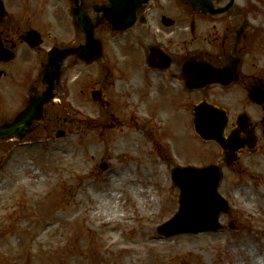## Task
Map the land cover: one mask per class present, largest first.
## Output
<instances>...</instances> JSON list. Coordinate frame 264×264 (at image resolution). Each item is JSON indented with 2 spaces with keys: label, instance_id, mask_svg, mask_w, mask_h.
I'll use <instances>...</instances> for the list:
<instances>
[{
  "label": "rangeland",
  "instance_id": "1",
  "mask_svg": "<svg viewBox=\"0 0 264 264\" xmlns=\"http://www.w3.org/2000/svg\"><path fill=\"white\" fill-rule=\"evenodd\" d=\"M47 1L63 5V0H7L14 11L38 10ZM219 1L228 8L221 18L247 22L245 78L264 84V21H259L264 0ZM164 4L170 5L166 9L173 20L179 17L176 8L182 0ZM63 19L69 22L67 14ZM150 31L162 34L156 27ZM112 33L101 30L98 35L104 49L100 61L73 67L65 77L66 96L53 108L55 123L46 127L51 126L50 133L40 131L37 140L23 144L0 142V264H257L260 257L264 264L263 106L246 98L244 86L227 90L214 85L189 94L183 107L177 88L158 83L149 70L148 48L136 41V34ZM188 46L190 51L214 47L210 41ZM118 80H124L122 87H115ZM95 89L111 105L88 99L87 92ZM205 100L228 105L233 114L246 111L257 126L259 149L244 150L236 165L227 166L220 147L196 133L193 104ZM130 114L129 123L125 116ZM60 131L65 132L61 138ZM129 143L131 148L124 147ZM213 162L222 173L218 192L229 206L220 215L222 229L160 235L158 228L180 208L172 169ZM22 168L45 178L38 195L31 193ZM108 192L114 199L108 217H118L112 231L103 217L91 219L95 196ZM47 226L53 228L43 235ZM12 239L19 242L10 244Z\"/></svg>",
  "mask_w": 264,
  "mask_h": 264
},
{
  "label": "flooded vegetation",
  "instance_id": "2",
  "mask_svg": "<svg viewBox=\"0 0 264 264\" xmlns=\"http://www.w3.org/2000/svg\"><path fill=\"white\" fill-rule=\"evenodd\" d=\"M1 1L3 6L0 9V125L14 123L33 102L44 100V95L49 90L52 91L53 96L50 103L44 107V118L41 120L39 117L33 118L31 126L27 127L28 134L23 140L26 143L37 140L40 131L50 133L51 126L46 127L52 121L55 123L51 116L52 113L54 114L53 108L61 104L66 96L62 92L66 83L65 77L74 66H85L80 59V53L76 52L85 42L83 35L77 29L78 19L74 10H82L92 18L93 23H96L98 17L103 18V16L95 13V6H106L109 3L96 0H63V5H61V2L47 1L42 3L38 10H30L27 6L14 11L7 0ZM210 1L214 5V12L222 8L219 0ZM166 2L167 0H152L137 11L131 12L134 15V26L131 30L136 34V41L141 45H146L148 51L150 47H159L161 53L166 54H164L165 63L170 62L165 70L150 69L156 74L158 83L161 81L176 87L183 99L184 107L190 102L189 94L200 92L189 91L186 66L190 61L205 60L216 68L229 67V71H232L236 64L237 81L219 86L228 87L227 90H230L239 85L244 86L249 92L256 84L246 81L245 78L246 65L243 54L249 40L246 34L247 22L238 18H235L233 22L223 19L220 16L224 13L205 14L201 9L208 11V4L200 9L186 1L177 6L179 17L173 15L175 18L173 20L170 10L166 9L170 5L164 4ZM32 9H37V7H32ZM225 9L228 11L227 8ZM47 12L51 15H47ZM61 14L64 17L67 14L68 23L64 21ZM58 15H61L60 18ZM167 19L173 20L172 27L165 25L170 22ZM146 26L149 27L147 31L144 29ZM150 26L156 27L162 34L155 36L150 31ZM163 27L166 30H163ZM100 30L113 32L114 36L126 34L119 32L115 34L111 24L107 21L100 24L99 32ZM215 40L219 43L215 44ZM209 41L214 45L210 50L198 47L190 51L188 46ZM55 49H75L71 55L65 54L61 58L62 62L58 70L54 65H49V55ZM156 56V61L162 64L160 53ZM47 70L59 73L60 78L55 79L56 75H49L52 77L51 83H46L44 77ZM225 108L230 117L227 131L237 130L236 120L241 115L240 113L245 111L233 114L228 105ZM125 118L128 121L130 116H125ZM256 128L257 126L252 121L249 129L255 132ZM239 137L244 141L248 140L244 132H240ZM258 149L259 138L255 147V150ZM244 150L251 152L250 147L246 145L239 155L240 158ZM239 160L232 165H236Z\"/></svg>",
  "mask_w": 264,
  "mask_h": 264
},
{
  "label": "water",
  "instance_id": "3",
  "mask_svg": "<svg viewBox=\"0 0 264 264\" xmlns=\"http://www.w3.org/2000/svg\"><path fill=\"white\" fill-rule=\"evenodd\" d=\"M111 6L105 7V14L114 10H119L125 13L127 10H132L146 0H108ZM198 6H203L207 3L206 0H191ZM208 4V3H207ZM113 14V13H111ZM79 27L87 34L88 45L84 50V58L88 61H93L101 56L102 47L98 40L94 37L95 27L86 21L80 19ZM130 26H117L116 29L125 30ZM51 59V63H52ZM154 55L149 57L150 65H155ZM227 70L214 69L206 63H201L198 66L193 64L188 65V87L203 88L209 84L222 83L227 85L234 78L228 76V80H224V75ZM235 73V65L234 71ZM231 74V73H230ZM47 75L46 79L52 77ZM43 103H33L13 125H5L0 127V140H7L12 137L22 139L30 126L32 119L43 114L44 106L48 103L49 94L45 95ZM252 101L259 104L264 102V91L262 88H254L250 93ZM31 115V117H30ZM227 117L222 110L216 109L213 106L202 103L195 109V126L197 132L206 140H215L224 149L230 150L233 154L229 157L228 163L235 160V153L244 145V142L238 139V132H232L228 140L225 139V128L227 126ZM249 118L241 116L238 119L240 131L248 132ZM249 134V132H248ZM249 139L246 143L250 147H254L256 138L249 134ZM173 180L182 191L181 208L179 212L166 224L162 225L159 230L165 236L178 235L182 233H200V232H217L221 229L219 217L221 213H226L228 203L218 193V185L221 180L220 170L216 166H211L205 169L183 168L177 169L173 173Z\"/></svg>",
  "mask_w": 264,
  "mask_h": 264
},
{
  "label": "bare ground",
  "instance_id": "4",
  "mask_svg": "<svg viewBox=\"0 0 264 264\" xmlns=\"http://www.w3.org/2000/svg\"><path fill=\"white\" fill-rule=\"evenodd\" d=\"M255 14L258 15L257 12H255ZM259 21H264V15L263 14H259ZM77 78V75L74 76L73 79H76ZM135 82L138 81V76H136L135 78H133ZM77 81V79H76ZM118 80L116 83H115V87L118 86V87H121L123 85V81H120ZM144 106V105H143ZM132 141V140H131ZM130 142V141H128ZM132 144H127L124 145V147H130L131 148ZM95 147H92L91 149H94ZM21 173L23 175V173H25L26 175V179L28 180V183L29 185L32 187L31 188V193L34 192L35 194H39V188L40 189H43V182L45 181V178L42 180V178L39 177L38 174L36 173H31L30 172V168H22L21 170ZM42 180V181H41ZM144 192H148V191H145L143 190L141 193H144ZM111 193H105L102 195V198L98 195V196H95V199H97V203L93 205V208H92V220H98V219H101L103 217V223H106V224H109V227L108 229L110 231L114 230L115 229V226H112V222L117 220L118 217H115V216H112V217H108V209L111 208L112 204H113V197L110 195ZM247 199V198H246ZM152 203H150V206H152ZM171 204V202H170ZM111 216V215H109ZM121 217V215H120ZM56 224H54L53 226H55ZM53 228L52 226H47L45 231H43V235H47V232ZM19 240L18 239H12L10 241V244H16L18 243ZM237 250V248H235ZM255 262L257 264H263V258L260 257V258H256ZM76 264V263H75Z\"/></svg>",
  "mask_w": 264,
  "mask_h": 264
}]
</instances>
